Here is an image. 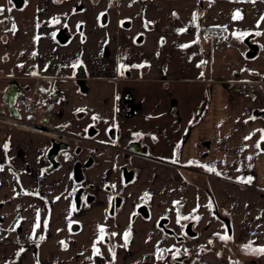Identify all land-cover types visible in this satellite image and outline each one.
<instances>
[{
  "label": "crops",
  "instance_id": "0c3cea01",
  "mask_svg": "<svg viewBox=\"0 0 264 264\" xmlns=\"http://www.w3.org/2000/svg\"><path fill=\"white\" fill-rule=\"evenodd\" d=\"M75 1L84 2L33 0L36 42L53 41L54 28L65 21L55 13L51 21L43 18L49 4L63 2L71 16L81 9L71 11ZM106 9L118 30L136 9L148 19L142 22L146 32L171 35L162 58L143 74L115 76L121 95L114 125L122 138L139 133L148 146L146 154L131 156L136 180L129 185L133 197L126 192L130 207L145 200L157 219L138 214L143 219L134 225L110 214L113 195L122 193L112 185L117 170L111 160L84 170L90 186L84 195L91 196L77 208L71 154L48 171L52 137L0 120V264H174L177 243L165 246L173 237L158 224L162 217L176 218L177 230L180 221L194 219L200 242L188 253L202 262L239 264V257L241 264H264V83L253 95L233 89L237 81H264V0H111ZM0 20L8 25L5 15ZM3 35L0 43L7 41ZM247 35L258 44L254 56L247 54ZM9 58L0 55V64ZM21 60L16 64H25ZM47 91L34 97L41 102L29 116L36 123L67 114ZM127 91L136 105L124 109ZM58 124L72 132V120L52 122ZM197 182L207 183L216 202ZM214 202L229 218L231 234L212 214Z\"/></svg>",
  "mask_w": 264,
  "mask_h": 264
},
{
  "label": "rangeland",
  "instance_id": "374dc122",
  "mask_svg": "<svg viewBox=\"0 0 264 264\" xmlns=\"http://www.w3.org/2000/svg\"><path fill=\"white\" fill-rule=\"evenodd\" d=\"M110 1L84 0V7L81 9H76L79 4L75 1L71 11L73 9H76V11L71 16H68L69 12L67 7L63 6V2L54 5L49 4L48 12L43 13V18H50L48 20L51 21L54 19L53 14L55 13L61 16L65 22L73 24L75 36L70 41L62 44L46 39L37 40L36 42L34 35L36 27H33L36 10L33 0H26L21 8L15 7L12 0H5L0 5V17L5 15L9 21L7 25V23L4 24L0 20V33L4 32L3 36L7 39L6 42L0 43V55L6 53L10 55V58L8 60L3 59L1 62V66H5V68L0 72V93L8 80L4 73L8 74L10 72L9 69L15 67L14 65L18 63L17 59L23 58L21 62L25 63V65L34 64L33 59H37V71L44 75L43 77L50 75L59 76L54 81L43 78L39 89L41 92L48 89L54 95L59 94L60 96L57 100L60 99V102L65 107H68L64 118L61 119L55 114L51 117V122H63L66 119H70L73 121L72 132L87 137L88 126L95 119L97 120L96 128L98 130L96 135L92 138L88 137L92 141L87 140L84 142L82 150L78 153L79 155L74 151H70L71 158L79 157L84 161L92 158V164L84 167L87 172L98 166V160H111L115 164L117 179L112 181V185L115 189L121 190L122 193L118 197H125V199L121 208L112 216H116L117 220H120L121 217L122 219L128 217L131 224L135 225L138 221L137 219L143 218L138 215L133 217L135 203L130 207L126 192L131 194L129 185L136 178L130 182L123 180L121 164L124 162L125 157L122 151L114 152L112 147L114 141L109 134V129L114 126L118 113H120L121 94L119 91L121 90V83L115 76H123V69L133 71V74L136 72L143 74V67L155 64L156 57L158 59L162 58V52L164 48H168L171 35L169 32L167 34L153 33L152 31L146 32L142 22L146 23L148 19L143 15V12L141 13L140 10L136 9L133 11L132 20H124L131 22L129 26H124L123 23L120 25L119 30L116 29L112 17L111 21L108 19L106 23H102L103 13L109 15L106 8H108ZM113 8L118 10L116 4ZM85 21H89L87 27ZM161 28L162 30L165 29L166 24H161ZM119 32H122V34L119 35ZM42 34H45L44 30ZM139 35H143L141 41L137 40ZM122 37L123 43L119 42L118 39ZM0 39L2 40V37ZM120 45L122 46L121 50ZM168 52L170 51L166 49V55ZM166 58L169 60L168 55ZM80 66H84L87 72L86 83L89 87L88 91H82L79 84L73 79L75 70ZM30 97L31 95L28 94L26 100L19 105V108L24 114L23 118L34 123L28 115H25ZM64 159L65 157L63 156L62 160ZM93 162L95 163L93 164ZM204 189L210 196V200H215L214 193H211L209 188ZM131 195L133 197V194ZM130 201H133V199ZM154 213H151V216L145 220L154 221L157 219V214ZM212 214L225 222L222 216L214 210V207L212 208ZM176 222V218L173 217L168 224L174 226ZM180 224H183V221H180ZM257 232L261 233L262 231L258 230ZM227 233H229L228 229ZM182 234L184 235L183 238L177 239L174 237L167 241L165 246L168 248L175 241H178V244H176L178 247L184 248L186 251H194L199 245L200 236L191 237L183 232Z\"/></svg>",
  "mask_w": 264,
  "mask_h": 264
},
{
  "label": "flooded vegetation",
  "instance_id": "af4514ba",
  "mask_svg": "<svg viewBox=\"0 0 264 264\" xmlns=\"http://www.w3.org/2000/svg\"><path fill=\"white\" fill-rule=\"evenodd\" d=\"M13 1V0H12ZM25 2V1H24ZM78 8H83L84 7V2L83 1H79L78 2ZM13 5H14V2H13ZM15 6V5H14ZM105 13H103V15H104ZM107 14V13H106ZM103 15H102V17H103ZM107 17H108V14H107ZM107 21H108V19H107ZM106 21V22H107ZM105 22V23H106ZM127 22V21H126ZM103 23V22H102ZM66 26H67V28H66ZM60 36V37H62V38H65V36H69V39H68V41H70L73 37H74V32L72 31V29H71V26H70V24L68 23V22H61V24H59V25H57L55 28H54V31H53V38H54V40L56 41V42H58V43H62V42H60L59 41V37H58V35ZM143 36V35H142ZM67 41V42H68ZM66 43V42H65ZM63 44V43H62ZM15 67L13 68V69H9V77H8V80H7V82H6V84L4 85V88L2 89V91H1V93H0V107H1V109H0V112H2V113H6V112H9V107L11 106V103H8V102H6L5 100H4V96H6L7 97V100L8 101H10L11 100V98L13 97V94L11 93L12 91H14L15 90V92H16V94H18L17 95V97H16V99H15V105H16V107H18V109H19V111H20V113H21V116H22V118H23V112H22V110L19 108V105L22 103V102H24V100H26V98H27V95L29 94V92H30V90L31 89H33V88H35L36 90H37V92L38 93H41L42 95H44L43 94V92H41L39 89H40V85H39V82L43 79V78H46V79H50V80H52V81H54L56 78H59V76H57V75H50V76H47V77H43L44 75H42L40 72H38L37 71V67H36V65L35 64H28V65H25V64H15L14 65ZM84 67V66H83ZM3 68H5V66H1V64H0V72L2 71V69ZM79 68V70H81V71H83V68H82V66H80V67H78ZM84 69H85V67H84ZM77 70L78 69H76L75 70V73H74V75H73V79L78 83V81H77ZM124 71V74H127V73H129L130 71H127L128 69H123ZM85 71H86V69H85ZM2 73H4V72H2ZM87 73V72H86ZM87 78V77H86ZM37 82V83H36ZM79 84V83H78ZM86 86H87V88H88V90H89V87H88V85H87V83H84ZM79 86H80V88H81V85L79 84ZM20 90V91H19ZM81 90H82V88H81ZM6 91H9V92H7L6 93ZM11 91V92H10ZM19 91V93H17ZM83 91V90H82ZM48 93L45 95V96H47L48 94H52L50 91H47ZM16 96V95H15ZM60 95L59 94H56V96L54 97V100L56 99V98H58ZM39 102V105H41L40 103V101H38ZM39 105H37V106H35V107H38ZM127 106H128V104H127ZM35 107H33V108H31L30 110H28L29 108H28V105H27V108H26V110H25V115H28V116H30L31 114H32V110L33 109H35ZM10 113V112H9ZM23 119H25V118H23ZM25 120H27V121H29L28 119H25ZM50 120V121H49ZM29 122H31V121H29ZM48 122H51V117H50V114L49 115H47L46 117H45V120L43 119V121L42 122H40V123H35L34 122V124L36 125V126H41V127H43V128H45V129H50V130H52V131H58V132H61V133H63V134H66V135H68L69 136V140H63V139H57V138H55V137H53V136H51L52 137V139L54 140V141H52V145L54 144V142H57V141H64V142H66V143H68V146L66 147V148H61V149H59L58 150V152H57V154L55 155L56 156V159L59 161V162H61V160H62V157L64 156H67V155H69L70 153H69V151H74L75 153H77V155H79L78 153H80V151L82 150L81 148V145L85 142V141H87L89 138H92L93 136H95V135H93V136H89L88 134H87V137H84V136H81V135H76V134H74V133H72L71 131H69V128L70 127H68V125L67 124H58V125H56V127L55 126H52V122H51V124H47ZM96 122H97V120L95 119L90 125H92V124H94V126L96 127ZM32 123V122H31ZM89 125V126H90ZM59 126H62V128H60ZM89 126H88V128H89ZM115 126V125H114ZM113 127V126H112ZM115 127H117V126H115ZM87 128V129H88ZM118 128V127H117ZM119 129V128H118ZM89 137V138H88ZM75 138H81L82 140L80 141V143H75ZM110 138H111V136H110ZM112 139V138H111ZM113 141H114V144H113V147H114V149L115 150H119V151H122L123 152V155H124V157H125V160H124V162L121 164V168H122V172H123V167L124 166H126V167H128V169H133L134 170V173H135V176H136V168L134 167V165H132V163H131V156H132V154L133 153H138V152H134V151H131L129 148H128V145L130 144V143H132V145H138L136 142L137 141H139L141 144H144V145H146L144 142H143V138H142V136L139 134V133H134V135H132V136H129L127 139L126 138H122L121 137V131H120V134L116 137V138H114V139H112ZM118 141H120L121 142V144H119V143H117ZM116 142V143H115ZM51 145V146H52ZM71 145H72V147H71ZM50 146V147H51ZM74 146V147H73ZM147 146V145H146ZM80 148V151L78 152V151H76L77 150V148ZM147 151H148V146H147ZM75 161H80L81 162V164H82V168H83V172H84V167L86 166V165H91L92 164V161H93V159L92 158H90V159H88L87 161H84L83 159H81V158H79V157H76L75 158ZM51 165V162H50V164H49V166ZM60 165V164H59ZM48 166V167H49ZM51 171V170H50ZM135 178V177H134ZM133 178V179H134ZM132 179V180H133ZM124 180V179H123ZM85 181V179L82 181V182H80V183H78V186H80V185H82V187H83V191H82V202L84 201V202H87L89 199V196H91L90 194H88V195H84V192H85V189L86 188H90V186H88L87 185V183L86 182H84ZM131 181V180H130ZM129 181V182H130ZM77 186V187H78ZM121 194L118 192V193H116V194H114L113 195V197H115V200H117L116 198L118 197V196H120ZM85 196H86V198H85ZM122 200H121V204H120V206L118 207V209L117 210H115V212L114 213H116L120 208H121V206H122V203H123V201H124V197H122L121 198ZM111 201H112V199H111ZM140 205H147L148 206V204H147V202L145 201V200H141V201H138L136 204H135V209H134V214H133V217H135L136 215H138V214H140L139 212H137V208L140 206ZM110 206H111V202H110ZM110 206H109V210H110ZM113 213V214H114ZM111 214V213H110ZM140 215H142V214H140ZM143 216V215H142ZM166 217H162L160 220L163 222V219H165ZM226 218H228V217H226ZM167 219V218H166ZM159 220V221H160ZM230 221V220H229ZM168 222H169V220L167 219V221L166 222H163V225L161 226L163 229H164V231L167 233V234H169L171 237H176L177 239H181V238H183L184 237V235L182 234V232L184 233V234H186V235H188L187 233H186V230H185V228H186V226L187 225H191L192 226V228L195 230V228H194V219L193 218H190V219H188L185 223H183L182 225H180V229L179 230H177L175 227H173V226H170L169 224H168ZM226 223V222H225ZM227 226V225H226ZM166 229V230H165ZM227 229H228V226H227ZM196 231V230H195ZM229 231V230H228ZM231 231H232V228H231ZM231 231L229 232V233H231ZM197 232V231H196ZM181 235H183V236H181ZM196 235H197V233H196ZM195 235V236H196ZM189 236V235H188ZM191 237H193V236H191ZM176 243L178 244V241H176ZM264 250V249H263ZM264 252V251H263ZM241 254H243V253H241ZM242 258L244 257V254L241 256ZM200 257H199V255H190L189 253H188V251H186L184 248H180V247H178L177 245H176V250H175V252H174V255H173V262H174V264L175 263H179V264H198V262L197 261H199V264H208V263H206V262H202L200 259H199ZM239 264H241V259H239V257L237 258V260H236Z\"/></svg>",
  "mask_w": 264,
  "mask_h": 264
},
{
  "label": "water",
  "instance_id": "95a60500",
  "mask_svg": "<svg viewBox=\"0 0 264 264\" xmlns=\"http://www.w3.org/2000/svg\"><path fill=\"white\" fill-rule=\"evenodd\" d=\"M24 1L25 0H13L14 2V5L15 7L17 8H21L23 5H24ZM108 17H107V14L105 13L102 17V22L105 23L107 21ZM130 22L127 21L124 23V25H129ZM67 28V26H66ZM58 35V34H57ZM59 37V41L62 42V43H65L68 41L69 39V36H65V38H62L58 35ZM143 39V36L142 35H139L137 37V40L138 41H141ZM250 49H249V52L247 53L249 56H254L257 54V51H258V44L257 43H253L251 42L249 39H250V35H247L245 37ZM83 68V71L77 70V81L78 83L81 85V88L83 91H88V88L87 86L84 84L86 83V77H87V73L84 69V67L82 66ZM20 91V90H19ZM19 91L17 93H19ZM9 92V91H6V93ZM11 92V91H10ZM13 94V97L11 98L10 101L7 100V97L4 96V100L8 103H11V106L9 107V112L15 116V117H20L21 113L18 109V107H16L15 105V99L17 97L18 94H16L15 90L11 92ZM16 95V96H15ZM1 109V107H0ZM260 114H262L264 116V109L260 110L259 111ZM60 128H62V126H59ZM97 128L94 126V124L90 125L89 128L87 129V134L89 136H93L97 133ZM109 134L111 136L112 139L116 138L119 134H120V129H118L117 127L113 126L109 129ZM54 141V140H53ZM261 142H264V135L262 137V141ZM138 145H132V143H130L128 145V148L131 150V151H134V152H138V153H142V154H146L147 153V146L144 145V144H141L139 141L136 142ZM68 146V143L64 142V141H57V142H54V144L48 149V158L51 162V165L48 167V171L56 168L59 166L60 162L56 159V154L58 152L59 149L61 148H66ZM76 151H80V148L78 147ZM73 175H74V180L77 182V183H80L82 182L84 179H85V175H84V172H83V168H82V164L80 161H75L74 163V166H73ZM123 176H124V181L125 182H129L130 180H132L135 176V173H134V170L133 169H128V167L124 166L123 167ZM82 191H83V187L82 185L78 186L76 189H75V192H74V199H75V203H76V207L79 208L81 206V203H82ZM117 200H115V197H112V201H111V206H110V210L109 212L111 214H113L115 212V210L118 209V207L120 206L121 204V197H117L116 198ZM137 212H139L140 214L143 215V217L145 218H148L150 216V210L148 208L147 205H140L138 208H137ZM225 222H226V225L228 226V230L229 232L231 231V225H230V221H229V218H226V217H222ZM162 220V219H161ZM159 221L158 224L160 226L163 225V222H166L167 219H163V222L162 221ZM166 230V229H165ZM186 233L189 235V236H195L196 235V231L192 228L191 225H187L186 228ZM198 264H199V261H197ZM175 264H179V263H175Z\"/></svg>",
  "mask_w": 264,
  "mask_h": 264
},
{
  "label": "built area",
  "instance_id": "2783aa9c",
  "mask_svg": "<svg viewBox=\"0 0 264 264\" xmlns=\"http://www.w3.org/2000/svg\"><path fill=\"white\" fill-rule=\"evenodd\" d=\"M221 32H217L216 35H221ZM264 81H259V80H247V81H237L235 84H233V89L235 91H243L247 95H253V94H258L260 92V84H263ZM29 94H31L30 101L28 103V110L31 108L39 105V102L35 100V95L38 94L37 90L35 88L31 89ZM42 95V94H41ZM56 95L54 94H48L47 98L49 100H54V97ZM42 97H44L42 95ZM0 120L5 121L10 123L11 125L14 126H20V127H25L29 128L33 131H37L39 133H46L50 136H53L57 139H63V140H69V136L66 134H63L58 131H52L50 129H45L41 126H36L34 123H31L22 117H13L12 115L8 113H2L0 112ZM82 139L81 138H75V143H80Z\"/></svg>",
  "mask_w": 264,
  "mask_h": 264
},
{
  "label": "trees",
  "instance_id": "16d2710c",
  "mask_svg": "<svg viewBox=\"0 0 264 264\" xmlns=\"http://www.w3.org/2000/svg\"><path fill=\"white\" fill-rule=\"evenodd\" d=\"M124 102L122 104V108L127 109V104L129 105H136L134 102V98H133V94L131 91H127L124 96H123ZM197 184L201 185L204 188H208L207 183L206 182H197ZM214 210L222 217H226L224 213H222L221 211H219L218 207L216 206L215 202H214Z\"/></svg>",
  "mask_w": 264,
  "mask_h": 264
}]
</instances>
